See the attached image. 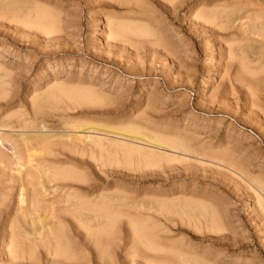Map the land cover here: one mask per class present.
<instances>
[{"label": "rangeland", "instance_id": "1", "mask_svg": "<svg viewBox=\"0 0 264 264\" xmlns=\"http://www.w3.org/2000/svg\"><path fill=\"white\" fill-rule=\"evenodd\" d=\"M36 1L35 4L41 3L39 6L43 8L49 7L48 11L57 20L53 29H47L50 33L34 31L35 28L29 32L31 28H24L27 0L26 4L24 0H0V125H5L2 130L7 140V134H20L24 127L21 133L32 127L38 130L41 124L39 129L43 132L58 131L63 129L59 124L66 127L65 123L87 126L94 138L102 140V152L92 146L94 150L80 151L83 155L72 153L76 163L68 159L66 140L58 136L32 153L39 160H53L55 165L50 162L52 168L73 171L86 180V183H77L79 188H88L86 194L79 188H72L71 192L85 198L90 195L93 202L99 196L108 198L110 208L105 212H90L73 219L70 216L72 221H77L70 225H67L69 216L62 218L61 223L65 220L64 223L72 228L61 224L64 231L71 234L67 233V242L82 240L80 231L86 235L87 229H82L80 222L81 225L88 223L94 231L103 229L108 241H117L113 242L111 252L119 264H130L132 256L135 261L131 264H164L162 261L170 255L173 257L170 260H177L176 264H264V47L257 38H245L237 32L235 28L239 22L231 29L220 26L224 20L219 16L215 23L203 22L206 15L215 13L218 7L241 1L252 9L259 4L263 6L264 0ZM218 9L217 13L222 11ZM240 13L238 17L247 24L246 15L250 13ZM54 14L60 17L55 18ZM119 23L121 29L115 32L113 29V36L112 26ZM24 30H28L27 33ZM136 31L138 36L142 35L137 39ZM63 97L69 100L65 102ZM85 99L91 103L86 104ZM70 117L74 123L69 122ZM52 121L56 124L50 123ZM7 127L11 129L8 131ZM14 134L9 139H15ZM58 143H63L64 147ZM21 146L22 143L18 145ZM43 151L47 156L39 154ZM88 151H93V155H89L91 158ZM64 162L75 165L77 170L75 166L68 165V168ZM5 173L11 174L6 170L1 180H10L9 185L12 184L13 175L7 178ZM15 192L13 185L7 211L0 214V264L12 259L7 260L10 248L7 252L4 249L10 247H6L11 243L9 236H14L15 243L24 244L22 215H16L18 219L12 216L15 215ZM209 211L220 219V223L217 220L218 229L208 227ZM11 218L16 221L9 224ZM138 226L149 230V234L152 231L151 241H159L160 254L151 252L139 238ZM161 242L165 244L163 247ZM37 252L33 259L39 264L51 262L50 254L41 247ZM20 255V261L17 259L20 263L17 260L9 263L30 264L27 257L28 263L22 259L24 254Z\"/></svg>", "mask_w": 264, "mask_h": 264}, {"label": "bare ground", "instance_id": "2", "mask_svg": "<svg viewBox=\"0 0 264 264\" xmlns=\"http://www.w3.org/2000/svg\"><path fill=\"white\" fill-rule=\"evenodd\" d=\"M7 1V0H6ZM104 1V0H103ZM109 1V0H108ZM113 1V0H112ZM132 2H134L135 3V1L136 0H131ZM140 1V0H139ZM163 1V0H162ZM243 1V0H242ZM261 1V0H260ZM26 2V0H24V3ZM33 2H34V0H33ZM35 2L37 3V1L35 0ZM35 2L34 3H32V1L31 0H27V6L28 7H26L25 9H24V28H26V29H28V28H31V29H28L29 30V32H31L32 31V28L34 29H37V30H34V31H38V30H42V31H44V30H47V29H50V28H52L53 27V24H56L55 22L57 21V20H54V16L52 15V13L51 12H49L48 11V9H49V7L46 9V8H43L42 6H39L41 3H39V5L38 4H35ZM98 2V1H97ZM121 2V1H120ZM119 2V3H120ZM123 2H128V3H131V2H129V0H122V3ZM175 2V1H174ZM258 2V1H257ZM263 2V1H262ZM116 3V2H115ZM118 3V4H119ZM133 3V4H134ZM248 3V2H247ZM18 4H20V3H18ZM25 4H24V6H25ZM29 4H31V5H29ZM111 4V3H110ZM125 4H127V3H125ZM141 5H143L144 4V2H143V4L142 3H140ZM166 4V3H165ZM248 4H251V2H249ZM255 4H259V3H256L255 2ZM263 4V6H261L260 4V6L258 5H256V7L255 8H252V9H250V8H248L247 7V5L243 2H239V3H232V4H230V5H225L224 7H221L222 8V11H220V12H216L217 11V9L219 8L220 10H221V8L220 7H218V8H216V9H214V10H216L215 11V13H213V14H208V15H206V19H205V21H203V22H205V23H207L206 22V20H208V22L209 21H212V22H214V21H218L219 20V18L220 19H223L224 20V24H221L220 26L222 27V28H224L225 26H227V28L229 27L230 29L231 28H234L235 27V25H236V22H239V24H238V26L235 28L236 29V31L237 32H239L240 34H242V35H245L244 37L246 38V37H253V38H257V40H258V42H260V45L262 46V47H264V2L262 3ZM127 5H130V4H127ZM135 5V4H134ZM182 5V4H181ZM251 5H253V4H251ZM149 6V5H148ZM250 6V5H249ZM46 7V6H45ZM130 7V6H129ZM133 7V6H132ZM135 7V6H134ZM252 7V6H251ZM261 7H263V8H261ZM151 8V7H150ZM201 8H203V7H201ZM128 9V8H127ZM145 9H147V8H145ZM144 9V10H145ZM169 9V8H168ZM218 9V10H219ZM3 10V9H2ZM22 11V10H21ZM141 11V10H140ZM213 11V10H212ZM20 12V11H19ZM18 12V13H19ZM130 12V11H129ZM146 12H148L147 10H146ZM240 12H242V13H246V14H248V12L251 14V16H249V15H246L247 16V20H248V22H247V24L246 23H243L242 22V17H238V13H240ZM13 13V12H12ZM58 13V12H57ZM140 13V12H139ZM211 13V12H210ZM9 14V13H8ZM59 14V13H58ZM143 14V13H142ZM146 14V13H145ZM218 14V15H217ZM241 14V13H240ZM2 15V14H1ZM12 15V14H11ZM16 15V14H15ZM55 15V14H54ZM200 15V14H199ZM202 15H204L203 17H205V14H203L202 13ZM18 16V15H17ZM58 15H55V18L57 17ZM151 16V15H150ZM196 16H197V12H196ZM217 16H219V18H217ZM58 17H60V16H58ZM201 17V16H200ZM3 18H4V16H3ZM165 18V17H164ZM202 19V18H201ZM200 19V20H201ZM218 19V20H217ZM11 20V19H10ZM144 20V19H143ZM198 20V19H197ZM16 21V20H15ZM135 21V20H134ZM120 22V21H119ZM137 22V21H136ZM243 24H242V23ZM215 23V22H214ZM17 24V23H16ZM58 24V23H57ZM60 24V23H59ZM58 24V25H59ZM113 24V23H112ZM121 23H119V24H116V25H113L112 26V30H111V32L113 31V29H114V32H115V30H119V29H121V27L120 26H122V25H120ZM134 24H135V22H134ZM139 24V23H138ZM144 24V23H143ZM219 24V23H218ZM244 24H246V26L244 27V29L242 28L243 26H244ZM110 24H108V26H109ZM196 25V24H195ZM211 25H212V23H211ZM223 25H225L224 27H223ZM55 26V25H54ZM126 26V25H125ZM125 26L123 27L124 29H125ZM130 26V25H129ZM143 26V25H142ZM142 26H140V28L142 27ZM60 27V26H59ZM127 27V26H126ZM137 27H139V26H137ZM147 27V26H146ZM219 27V26H218ZM128 28V27H127ZM53 29V28H52ZM58 29H60V28H58ZM149 29V28H148ZM27 30V31H28ZM140 31L139 32H142L143 33V30L141 31V29H139ZM162 30V29H161ZM24 31H26V30H24ZM27 31H26V33H27ZM54 31H56V29H54ZM120 31V30H119ZM232 31V30H231ZM47 32H49L50 33V31L49 30H47ZM62 32V31H61ZM116 32H118V31H116ZM124 32H126V31H124ZM124 32H122V34L124 33ZM130 32V33H129ZM127 31V33H129V35L131 34V31ZM147 32V31H146ZM151 32V31H150ZM212 32V31H211ZM109 33V32H108ZM113 33V32H112ZM136 35H135V37L136 36H138V34H137V31L136 32H134ZM46 34V33H45ZM62 34V33H61ZM119 34V33H118ZM121 34V33H120ZM119 34V35H120ZM159 34V33H158ZM238 34V33H237ZM28 35V34H27ZM112 35V34H111ZM115 35V33H113V36ZM128 35V34H127ZM126 35V36H127ZM143 35H146V34H143ZM29 36V35H28ZM118 36V35H117ZM124 36H125V34H124ZM140 36V35H139ZM139 36L138 37H136L135 39H137V38H139ZM142 36V35H141ZM140 36V37H141ZM241 36V35H240ZM111 37V36H110ZM116 37V36H115ZM118 37H120V36H118ZM129 37V36H128ZM157 37V36H156ZM243 37V36H242ZM249 37V38H250ZM132 38H133V36H132ZM145 38H147V37H145ZM134 39V38H133ZM35 40V39H34ZM154 40V39H153ZM158 40V39H157ZM256 40V41H257ZM123 41V40H122ZM134 41V40H133ZM142 41V40H141ZM164 41V40H163ZM46 42V41H45ZM144 42V41H143ZM257 42V43H258ZM138 43V42H137ZM160 43V42H159ZM53 44V43H52ZM128 44H129V42H128ZM158 44V43H157ZM228 44V43H227ZM233 44V43H232ZM33 45V44H32ZM76 45V44H75ZM226 45V44H225ZM109 47V46H108ZM153 47V46H152ZM164 47H165V45H164ZM168 47V46H167ZM139 48V47H138ZM165 50V49H164ZM260 52V51H259ZM264 52V51H263ZM228 54V53H227ZM168 56V55H167ZM228 56V55H227ZM116 57V56H115ZM115 59V58H114ZM4 65V64H3ZM5 66V65H4ZM262 68H264V67H262ZM254 71V70H253ZM260 71V70H259ZM13 73V72H12ZM9 74V73H8ZM11 74V73H10ZM50 75V74H49ZM8 76V75H7ZM11 78V77H10ZM54 80V79H53ZM14 82V81H13ZM58 83H60V82H58ZM61 83H63V82H61ZM66 83V82H65ZM8 85V84H7ZM11 85V84H10ZM50 85H52V84H50ZM66 85H68V84H66ZM65 85V86H66ZM56 87V86H58V85H53L52 87ZM63 86H64V84H63ZM72 86V85H71ZM6 86H4V88H5ZM48 87V86H47ZM51 87V88H52ZM59 87H60V85H59ZM67 87V86H66ZM75 87V86H74ZM2 88V87H1ZM51 88H49V89H51ZM57 88V87H56ZM55 88V89H56ZM67 88H69L70 89V87L68 86ZM78 88H81V87H78ZM88 88V87H87ZM46 89V88H45ZM62 89V88H61ZM77 88H75V90H76ZM64 90V89H63ZM84 90H85V88H84ZM83 90V91H84ZM7 91V90H6ZM50 91V90H49ZM56 91V90H55ZM61 91V90H60ZM94 90H92V92H93ZM5 92V91H4ZM64 92V91H63ZM85 92V91H84ZM91 91H89V93H90ZM6 93V92H5ZM36 93V92H35ZM43 93V92H42ZM61 93V92H60ZM70 93H73V91L72 92H70ZM87 93V92H86ZM54 94V93H53ZM90 94H93V93H90ZM37 95V94H36ZM35 95V96H36ZM41 95H43V94H41ZM51 95V94H50ZM70 95V94H69ZM68 95V96H69ZM79 95V94H78ZM81 95V94H80ZM84 95V94H83ZM89 95V94H88ZM99 95V94H98ZM97 95V97H99ZM254 95V94H253ZM40 96V95H39ZM54 96V95H53ZM62 96V95H61ZM63 96L65 97L66 96V94L64 95V93H63ZM72 96H73V94H72ZM101 96H102V94H101ZM7 97V96H6ZM50 97V96H49ZM63 97V98H64ZM77 97V96H76ZM90 97V96H89ZM104 97V96H103ZM106 97V96H105ZM104 97V98H105ZM3 98V97H2ZM10 98V97H9ZM52 98V97H51ZM67 98V97H66ZM71 98V97H70ZM79 98H81V97H79ZM85 98H87V96L85 97ZM35 99V98H34ZM61 99V98H60ZM59 99V100H60ZM77 99V98H76ZM84 99V98H83ZM98 99V98H97ZM100 99H102V97L100 98ZM255 99H256V97H255ZM1 100V99H0ZM8 100V99H7ZM53 100H54V98H53ZM64 100H65V102H66V100H69V98L68 99H65L64 98ZM106 100H108V99H106ZM71 101H72V99H71ZM84 101H86V99L84 100ZM98 101V100H97ZM35 102V101H34ZM68 102V101H67ZM74 102V101H73ZM106 102V101H105ZM55 103H56V101H55ZM71 104H72V102H70ZM89 103H91V102H89ZM87 101H86V104H89ZM95 103V102H94ZM94 103H93V105H94ZM101 103V102H100ZM43 104H45V103H43ZM67 104V103H66ZM75 104V103H74ZM63 105V104H62ZM70 105V104H69ZM76 106V108H79V106H77L78 104H75ZM82 106V105H81ZM89 106V105H88ZM92 106V105H91ZM110 106V105H109ZM252 106V105H251ZM57 107V106H56ZM70 107H72L71 105H70ZM84 107H85V105H84ZM39 108V107H38ZM67 108V107H66ZM82 108V107H81ZM58 109H59V107H58ZM71 109V108H70ZM111 109V108H110ZM64 110V109H63ZM62 110V111H63ZM93 110V109H92ZM18 111V110H17ZM58 111V110H57ZM67 111V110H66ZM81 111H83V110H81ZM107 111V110H106ZM16 112V111H15ZM68 112H70V111H68ZM72 112H74V111H72ZM110 113V112H109ZM4 114V113H3ZM15 114V113H14ZM21 114V113H20ZM68 114V113H67ZM66 114V115H67ZM22 115H24V113H22ZM36 116V115H35ZM73 116V115H72ZM20 117V116H19ZM25 117V116H24ZM60 117H62V116H60ZM12 118V117H11ZM56 118V117H55ZM59 118V117H58ZM71 118V117H70ZM86 118V117H85ZM19 119V118H18ZM3 120V119H2ZM55 120V119H54ZM61 120H62V118H61ZM63 120H66V117L65 118H63ZM74 120V119H73ZM75 120H77V119H75ZM5 121V120H4ZM26 121V120H25ZM58 121H60L59 119H58ZM67 121H69V119L67 120ZM67 121H63V122H67ZM24 122V121H23ZM42 122V121H41ZM60 122H62V121H60ZM69 122H73L74 123V121H72V118H71V120L69 121ZM77 122V121H76ZM87 122V121H86ZM8 123V122H7ZM12 123V122H11ZM31 123V122H30ZM36 123H39V122H37L36 121ZM45 123V122H44ZM50 123H53V121L52 122H50ZM55 123V122H54ZM53 123V124H54ZM13 124V123H12ZM23 124V123H22ZM25 125L27 124V122H25L24 123ZM34 123H32L31 125H33ZM56 124V123H55ZM57 124H59V122L57 123ZM64 124V123H63ZM66 124V127L64 128V127H62V124H59V125H61L60 126V128H63V129H61V130H58L57 131V129L56 130H45L46 132H43V131H41L40 129H39V127L42 125H39V127H37L38 128V130L36 129V130H34V127H32L31 128V130H26L27 132H24V133H21V132H23V130H25L26 129V127H24V129L22 130L21 129V132H20V134H18V133H16V135H15V137L13 136V138H15V139H17L16 141L18 142V140L22 143V146H21V148H19L18 147V145L20 146V144H18L16 141H14L15 139H13V140H11L12 138V136L10 137V135H13L12 134V132H11V134L9 135V134H7V137L9 136V138H11V139H9L8 138V140H7V138H6V134L4 135V131L2 130L3 128H4V126L5 125H0V177H2L1 175L2 174H4V172L7 170V172H11V174L13 175V182H11L12 184H10L9 185V181H3V180H1L2 178H0V209L2 208V210L3 211H1L0 212V214L3 212H5V211H7V209H6V207H8L7 206V203H9L8 201L10 200V196H11V186H15V190H16V197L14 198L15 199V205L16 206H14V211H15V215H12L13 216V218L16 216V215H18L19 214V216L20 215H22V221H24V225L21 223V221H20V223L24 226V244L22 243L21 245L20 244H17V243H15L14 241H13V235H11V234H15V233H11V232H8L11 236H12V238H10L11 236H9V239H11L10 241H11V243L9 244V245H7L6 244V247H8V246H10V247H8V248H4V249H6L5 250V252H7L8 250L7 249H9V255L8 254H6V256L8 257V259L7 260H9V258H12L11 260H17L18 258H19V253H21V255H23L24 254V258H22V259H24V260H27V263H28V259H29V262H30V264H39L38 262L39 261H36L35 259H33V258H36V256L34 257V255L36 254V252L38 251V249L40 250V247H41V250H45L47 253H48V255L51 257V262L50 261H47L49 264H119V262H118V260L115 258V256H113V254H112V252H111V248L112 247H114V245H115V243H114V245H113V242H115V241H108L107 240V238H105L104 237V230L103 229H97V230H93L92 229V226L91 225H89L88 223L87 224H82L81 225V223L79 222V220H78V222H79V224H80V226L82 227V229L83 228H85V229H87L86 230V235H84V233H82V231H80L81 233V236L83 237V239L82 240H80L79 239V241H77L76 242V240L77 239H72L73 240V242H74V244H73V242H71V239L68 241V242H71L72 244H70V243H68L67 242V240H68V237L67 236H69V235H67V233H69L68 231H67V233H66V231H64L65 230V228L63 229L62 228V226L65 224L66 225V223H64L65 222V220H64V222H62L61 223V221H62V218H64V217H66V216H69V221H67L68 223H67V225L69 224L70 225V222H77V221H72V219L73 218H78V217H82L84 214L86 215V214H89L90 212H93V213H95V212H98V213H101V212H105L107 209H109L108 208V198L107 197H105V196H99V195H97V196H99L98 197V199L96 200V202H93L92 200H90V195H89V197H81V196H78L77 194H75V192H71V190H72V188L74 189V188H76V189H78L79 187H78V185H77V183H86V180H83L82 178H80L79 176H78V174H76L75 172H73V171H70V170H62V169H54V168H52L51 166H50V162H51V164H54L55 165V163H53L54 161L53 160H51V159H47V160H39V158H34V155L32 154L34 151H37L36 150V148H40L41 149V145H43V144H49V140L51 139V138H53V137H62V138H64L66 141H64L66 144L64 145L63 143V145L65 146V149H67L68 151V153H66V154H68V159L71 161V163L73 162V163H76V160H75V158H73L72 156H71V154L72 153H74L75 151L78 153H80V151H81V153H83V152H85V151H87V150H90L91 151V148H92V146H94V147H96L97 149H98V151H100V152H102L103 151V145H102V140L101 139H99V137L98 138H94L93 136H95V135H93L92 134V132H90V128L89 127H87V126H78V124L77 125H71V124H69V123H65ZM64 124V125H65ZM84 124H85V122H84ZM21 125V124H20ZM19 125V126H20ZM46 125V124H45ZM49 125V124H48ZM19 126H18V128H19ZM28 126H30V125H28ZM27 126V127H28ZM35 126H36V124H35ZM50 126H52V125H50ZM56 126V125H55ZM58 126V125H57ZM3 127V128H2ZM15 127V126H14ZM54 127V126H53ZM131 127V126H130ZM6 128V127H5ZM17 128V127H16ZM21 128V127H20ZM41 128V127H40ZM43 128H45V126L43 125ZM42 128V129H43ZM51 128V127H50ZM58 129H59V127H57ZM88 128L90 129V130H88ZM7 129H8V131H9V129H11L10 127H7ZM13 129V128H12ZM30 129V128H29ZM46 129V128H45ZM53 129V128H52ZM122 129V128H121ZM126 129V128H125ZM124 129V130H125ZM134 129V128H133ZM138 129V128H137ZM5 130V129H4ZM13 130H17V129H13ZM12 130V131H13ZM19 130V129H18ZM44 130V129H43ZM115 130V129H114ZM120 130V129H119ZM139 130V129H138ZM7 131V130H6ZM94 131V130H93ZM111 131H112V129H111ZM116 131V130H115ZM118 131V130H117ZM127 131V130H126ZM19 132V131H18ZM121 132V131H120ZM6 133V132H5ZM95 133V132H94ZM136 133V132H135ZM97 134V133H96ZM130 134V133H129ZM99 135V134H98ZM101 135V134H100ZM99 135V136H100ZM131 135H132V133H131ZM135 135V134H134ZM141 135H143V134H141ZM153 135V134H152ZM6 138V139H4V137ZM159 136V135H158ZM114 137V136H113ZM134 137V136H133ZM139 137V136H138ZM165 137V136H164ZM142 138V137H141ZM102 139H104V138H102ZM148 139V138H147ZM54 140H56V139H54ZM57 140H58V138H57ZM123 140V139H122ZM161 140V139H160ZM62 140H60V142H61ZM162 141V140H161ZM54 142V141H53ZM58 141H56V143H57ZM126 142H128L129 143V141L127 140ZM139 142V141H138ZM132 142L130 141V144H131ZM7 144V145H6ZM59 144V143H58ZM61 144V143H60ZM59 144V145H60ZM61 144V146L60 147H62L63 145ZM132 145H136V144H132ZM152 145V144H151ZM167 145V144H166ZM174 145V144H173ZM36 146H40V147H36ZM51 146H53V145H51ZM55 146V145H54ZM63 146V147H64ZM146 146V145H145ZM148 146V145H147ZM167 146H169V145H167ZM105 147V146H104ZM155 147H156V145H155ZM49 148V147H48ZM152 148V147H151ZM157 148V147H156ZM159 148V147H158ZM165 148H166V146H165ZM43 149V148H42ZM50 149V148H49ZM62 149V148H61ZM133 149V148H132ZM164 149V148H163ZM92 150H94L93 148H92ZM160 150V149H159ZM38 151H40V150H38ZM55 151V150H54ZM61 151V150H60ZM134 151V150H133ZM144 151V150H143ZM163 151H165V149L163 150ZM162 151V152H163ZM173 151V150H172ZM44 152V153H43ZM42 153H39L40 155L42 154V156H43V154H44V156H47L46 154L47 153H45L46 151H43ZM56 152V151H55ZM93 152V151H92ZM92 152L91 153H89V151H88V157H92V156H89L90 154L91 155H93L92 154ZM165 152H167V151H165ZM164 152V154H166ZM50 153V152H49ZM52 154H54L53 152H51ZM76 153V154H77ZM80 153V154H81ZM87 153V152H86ZM98 153V152H97ZM96 153V154H97ZM159 153V152H158ZM169 153V152H168ZM37 154V153H36ZM121 154V153H120ZM154 154V153H153ZM156 154V153H155ZM162 154V153H161ZM51 155V154H50ZM61 155V154H60ZM65 155V154H64ZM81 155H83V154H81ZM85 155V154H84ZM98 155H100L101 156V154L99 153ZM171 155H173V154H171ZM185 155V154H184ZM36 156V155H35ZM39 156V155H38ZM37 156V157H38ZM48 156H49V154H48ZM58 156H59V154H58ZM57 156V157H58ZM100 156H99V158H100ZM205 156V155H204ZM63 157H65V156H63ZM77 157H79L78 155H77ZM168 157V156H167ZM183 157V156H182ZM50 158H52L53 159V156L52 157H50ZM55 158V157H54ZM60 158H61V156H60ZM84 158H85V156H84ZM87 158V157H86ZM85 158V159H86ZM90 158H88V159H90ZM97 158V157H96ZM202 158V157H201ZM43 159V158H42ZM45 159V158H44ZM63 159V158H62ZM77 159V158H76ZM98 159V158H97ZM147 159V158H146ZM185 159V158H184ZM64 160H65V158H64ZM68 160V161H69ZM87 160V159H86ZM91 160V159H90ZM66 161V160H65ZM69 161V162H70ZM79 161V160H78ZM82 161V160H81ZM89 161V160H88ZM92 161H93V159H92ZM59 162H60V160H59ZM69 162H68V165H69V167H74L72 164L70 165L69 164ZM90 162V161H89ZM66 163V164H65ZM87 163V162H86ZM101 163H102V161H101ZM101 163H99V166H101L102 167V165H100ZM156 163V162H155ZM220 163V162H219ZM56 164H59V163H57V160H56ZM65 166H67L68 167V165H67V162H64L63 163ZM143 164V163H142ZM146 164V163H145ZM79 165V164H78ZM88 165H89V163H88ZM98 165V164H97ZM150 165V164H149ZM157 165V164H156ZM60 166H63V165H60ZM65 166H63V167H65ZM79 166H81V165H79ZM68 167V168H69ZM90 167V166H89ZM146 167V166H145ZM226 167V166H225ZM86 168V167H85ZM88 168V167H87ZM86 168V169H87ZM103 168V167H102ZM186 168V167H185ZM71 169H73V168H71ZM77 170V167L75 166V168H74V170ZM82 169V168H81ZM80 170V169H79ZM85 170V169H84ZM85 173V172H84ZM244 173V172H243ZM6 174V173H5ZM10 174V175H11ZM88 174V173H87ZM9 174H6L5 175V177H9L10 176ZM81 175H82V173H81ZM4 176V175H3ZM100 176V175H99ZM4 177V178H5ZM7 177V178H8ZM241 177V176H240ZM253 180V179H252ZM90 182H91V180H90ZM77 185V187H76V185ZM85 185V184H84ZM117 185V184H116ZM249 188V187H248ZM80 189L82 190V191H86V189H88V188H84V187H81V188H79V191H80ZM12 190H14V188H12ZM94 190V189H93ZM117 190V189H116ZM74 191V190H73ZM114 191V190H113ZM257 191V190H256ZM77 192V191H76ZM83 192V193H84ZM14 194V193H13ZM85 194H86V192H85ZM97 194V193H96ZM95 194V195H96ZM80 195H81V193H80ZM83 195V194H82ZM94 195V194H93ZM101 195V194H100ZM131 195V194H130ZM87 196V195H86ZM127 197V196H126ZM259 197V196H258ZM171 198V197H170ZM200 198V197H199ZM13 199V200H14ZM176 199V198H175ZM125 201H127V202H129L128 200H125ZM134 201V200H133ZM132 201V202H133ZM190 201V200H189ZM127 202H126V204H127ZM173 202V201H172ZM184 202V201H183ZM193 202H194V199H193ZM199 201H197V202H195V204L196 203H198ZM264 202V201H263ZM136 203V202H135ZM191 203H192V201H191ZM205 203V202H204ZM203 203V204H204ZM160 204V203H159ZM195 204H194V206H195ZM202 204V205H203ZM14 205V204H13ZM182 205V204H181ZM205 205V204H204ZM208 205V204H207ZM117 206V205H116ZM164 206V205H163ZM173 206V205H172ZM212 207V206H211ZM165 208V207H164ZM196 208V207H195ZM213 208H214V206H213ZM212 208V209H213ZM16 209V210H15ZM116 209V208H115ZM114 209V210H115ZM215 209V208H214ZM181 210V209H180ZM170 211V210H169ZM215 211L217 212V210L215 209ZM112 212H114V211H112ZM130 212V211H129ZM167 212V211H166ZM14 213V212H13ZM12 213V214H13ZM115 213V212H114ZM133 213V212H132ZM152 213V212H151ZM162 213V212H161ZM118 214H120V213H118ZM123 214H125V213H123ZM135 214V213H134ZM168 214H169V212H168ZM167 214V215H168ZM193 214V213H192ZM209 214H210V217L208 218V224H209V226L208 227H210L211 226V228L212 227H214V228H216V229H218V221L220 220H218V218L216 217L217 215H218V212H217V215H214L213 213H210V211H209ZM216 214V213H215ZM219 214H220V212H219ZM8 215V214H7ZM111 215H112V213H111ZM120 215H122V214H120ZM131 215V214H130ZM130 215H128V217L130 216ZM136 215V214H135ZM134 215V216H135ZM167 215H164V216H167ZM170 215V214H169ZM172 215V214H171ZM221 215V214H220ZM19 216H16L17 218L16 219H18L19 218ZM72 217V219H71V217ZM109 216V215H108ZM115 216V215H114ZM119 216V215H118ZM125 216V215H124ZM137 216H138V214H137ZM157 216V215H156ZM155 216V217H156ZM183 216V215H182ZM203 216H204V214H203ZM88 217V216H87ZM100 217V216H99ZM107 217V216H106ZM119 217H121V216H119ZM147 217V216H146ZM151 217V216H150ZM159 217V216H158ZM162 217V216H161ZM220 217V216H219ZM13 218H11V221H9V224L12 222V221H14V219ZM21 218V217H20ZM67 218H65V219H67ZM111 217H109V219H110ZM125 218V217H124ZM143 218H144V214H143ZM142 218V219H143ZM172 218V217H171ZM5 218H2V220H4ZM13 219V220H12ZM67 219V220H68ZM112 219H114V218H112ZM134 219H136V218H134ZM139 218H137V220H138ZM141 219V218H140ZM147 219V218H146ZM169 219V218H168ZM177 219V218H176ZM197 219V218H196ZM8 220V219H7ZM105 220H107V219H105ZM156 220V219H155ZM158 220V219H157ZM187 220V219H186ZM192 220V219H191ZM199 220V219H198ZM203 220V219H202ZM218 220V221H217ZM16 221V220H15ZM14 221V222H15ZM113 221V220H112ZM115 221V220H114ZM127 221V220H126ZM171 221V220H170ZM183 221V220H182ZM181 221V222H182ZM83 223H84V221H82ZM138 222H140V221H138ZM145 222V221H144ZM144 222H143V224H144ZM151 222V221H150ZM165 222H167V221H165ZM176 222V221H175ZM180 222V221H179ZM180 222V223H181ZM196 222V221H195ZM199 222V221H198ZM5 223V222H4ZM7 223V222H6ZM141 223V222H140ZM182 223H184V222H182ZM181 223V224H182ZM189 223V222H188ZM194 223V222H193ZM219 223H220V221H219ZM13 224H15V226H17L16 225V223H13ZM61 224H62V226H61ZM78 224V225H79ZM109 224V223H108ZM111 224V223H110ZM114 224V223H113ZM112 224V225H113ZM134 224V223H133ZM148 224V223H147ZM156 225H157V223H155ZM158 224H159V222H158ZM198 224V223H197ZM200 224V223H199ZM204 224V223H203ZM66 225V226H67ZM73 225V224H72ZM75 225H77V224H75ZM74 225V226H75ZM112 225L110 226V227H112ZM117 225V224H116ZM142 225V224H141ZM195 225V224H194ZM221 226H222V223L220 224ZM66 226H63V227H66ZM79 226V227H80ZM117 226H119V225H117ZM117 226H116V228H117ZM129 226V225H128ZM143 226V225H142ZM197 226H199V225H197ZM205 226V225H204ZM67 227H69V226H67ZM77 227V226H76ZM79 227H77L78 229H79ZM80 227V228H81ZM114 227V226H113ZM146 227V226H145ZM151 227H153V226H151ZM154 227H155V225H154ZM175 227V226H174ZM193 227H195V226H193ZM77 228H76V230H77ZM106 228V227H105ZM132 228H133V225H132ZM158 228V227H157ZM200 228V227H199ZM205 228H206V226H205ZM210 228V229H211ZM224 228V227H223ZM13 229V228H12ZM18 229V228H17ZM69 229L71 230L72 228H70L69 227ZM75 229V228H74ZM115 229V228H114ZM113 229V230H114ZM134 229V228H133ZM149 229V228H148ZM207 229V228H206ZM209 229V228H208ZM11 230V225H10V229H9V231ZM111 230V229H110ZM113 230H112V232H113ZM117 230V229H116ZM136 230V229H135ZM150 230H151V228H150ZM155 230H157V229H154L153 231H155ZM214 230V229H213ZM220 230V229H219ZM72 231H74V230H72ZM88 231V232H87ZM132 231V230H131ZM149 231V230H148ZM147 231V229L146 228H143V227H141V226H138L137 227V235L139 236V238H141V240H144L145 242V244H147V247H148V249L151 251V252H153V251H155V252H158V250L160 249H158V242L156 243V242H153V241H151V235H152V231H150L151 232V234H149V232ZM196 231V230H195ZM78 233H79V231H77ZM106 232H108V231H106ZM111 232V231H110ZM118 232V231H117ZM200 232V231H199ZM218 232V231H217ZM22 233V232H21ZM72 233V232H71ZM77 233V236H79V234ZM70 234V233H69ZM73 234H76V231H75V233H73ZM90 234V235H89ZM112 234H114V233H112ZM116 234V233H115ZM133 234V233H132ZM156 234H158V233H156ZM155 234V235H156ZM16 235V234H15ZM71 235V234H70ZM84 235V236H83ZM105 235H107V237H108V234H105ZM162 235V234H161ZM199 235V234H198ZM172 236V235H171ZM6 237V236H5ZM111 237H113V235L111 236ZM110 237V238H111ZM135 237V236H134ZM137 237V236H136ZM73 238V237H72ZM109 238V239H110ZM114 238V237H113ZM118 238V237H117ZM156 238V237H155ZM4 239V238H3ZM15 239V238H14ZM22 239V238H21ZM135 239V238H134ZM153 239V238H152ZM177 239V238H176ZM220 239V238H219ZM16 240V239H15ZM127 240H128V238H127ZM178 240V239H177ZM9 241V240H8ZM117 242V241H116ZM135 242H136V240H135ZM137 243H140V242H137ZM117 244V243H116ZM188 244V243H187ZM23 245H24V247H23ZM165 244H163L162 245V242L160 243V246L161 247H163ZM141 246H144V245H141ZM140 246V247H141ZM239 246V245H238ZM168 247V246H167ZM139 248V247H138ZM144 248V247H143ZM166 247H164V249H165ZM170 248H172V246H170ZM24 249V250H23ZM177 249V248H176ZM35 250H37V251H35ZM79 250V251H78ZM85 251V252H83V251ZM161 250H163V249H161ZM170 250H172V249H170ZM174 250H175V248H174ZM178 250H179V248H178ZM20 251V252H19ZM86 251L88 252V253H86ZM112 251H114V249L112 250ZM167 250H165V252H166ZM34 252H35V254H34ZM79 252V253H78ZM81 252V253H80ZM82 252H83V254H82ZM137 252V251H136ZM164 252V251H163ZM169 252V250L166 252V253H168ZM172 252H176V251H172ZM180 252H182L183 253V251H180ZM38 253V252H37ZM84 253H86V254H88V255H84ZM142 253V252H141ZM154 253V252H153ZM159 253V252H158ZM34 254V255H33ZM160 254V253H159ZM169 254V253H168ZM168 254H166V255H168ZM170 254H172L171 252H170ZM169 254V255H170ZM177 254V253H176ZM20 255V256H21ZM37 255V254H36ZM47 255V254H46ZM45 255V256H46ZM95 256L94 258H92L91 256ZM134 255V254H133ZM137 255V254H136ZM145 255V254H144ZM158 255V254H157ZM166 255H164V256H166ZM173 255V254H172ZM181 255V254H180ZM182 255H184V253L182 254ZM185 255H186V253H185ZM177 256V255H176ZM191 256V255H190ZM194 256V255H193ZM22 257V256H21ZM20 257V258H21ZM28 258V259H25V258ZM38 257V256H37ZM172 256L170 255V258H171ZM182 257V256H181ZM185 257V256H184ZM19 258V259H20ZM49 258V257H48ZM170 258L168 257L167 259H165V260H163L162 261V263L164 262V264L166 263V264H176L174 261H177V260H170ZM173 258V257H172ZM171 258V259H172ZM194 258V257H193ZM196 258H197V256H196ZM18 259V260H19ZM38 259V258H37ZM47 259V258H46ZM177 259V258H176ZM6 260V261H7ZM11 260H9V262L11 261ZM17 260V262L18 263H20L19 261ZM31 260V261H30ZM139 260V259H138ZM168 260V261H167ZM202 260V259H201ZM200 260V261H201ZM23 261V260H22ZM130 261V260H129ZM134 258H133V256H132V258H131V263H134ZM180 261H181V258H180ZM180 261H179V263H180ZM9 262H6V264L8 263V264H10ZM13 261H11V263H12ZM17 262H15L14 264H18ZM25 262V261H24ZM149 262V261H148ZM196 262V261H195ZM197 262H199V261H197ZM130 263V264H131ZM157 263H158V261H157ZM160 263V262H159ZM24 264H26V263H24ZM46 264V263H45ZM148 264V263H147ZM149 264H152V262H150ZM181 264V263H180ZM186 264V263H185ZM200 264V263H199Z\"/></svg>", "mask_w": 264, "mask_h": 264}]
</instances>
